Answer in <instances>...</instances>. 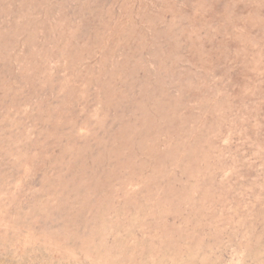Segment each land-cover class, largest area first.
<instances>
[{
	"label": "rangeland",
	"instance_id": "1",
	"mask_svg": "<svg viewBox=\"0 0 264 264\" xmlns=\"http://www.w3.org/2000/svg\"><path fill=\"white\" fill-rule=\"evenodd\" d=\"M0 264H264V0H0Z\"/></svg>",
	"mask_w": 264,
	"mask_h": 264
}]
</instances>
